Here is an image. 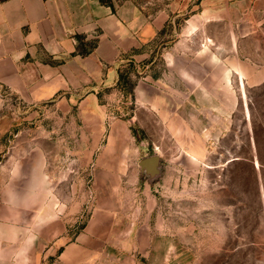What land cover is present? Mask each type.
Masks as SVG:
<instances>
[{
    "label": "rangeland",
    "instance_id": "obj_1",
    "mask_svg": "<svg viewBox=\"0 0 264 264\" xmlns=\"http://www.w3.org/2000/svg\"><path fill=\"white\" fill-rule=\"evenodd\" d=\"M131 1L153 13L170 0ZM184 19L172 18L142 59L120 64L98 116L0 87V239L21 226L11 223L20 214L11 189L39 170L68 239L101 199L147 229L112 264H264V82L243 80V95L235 74L264 66V32L260 48L235 52L218 27L182 38Z\"/></svg>",
    "mask_w": 264,
    "mask_h": 264
},
{
    "label": "crops",
    "instance_id": "obj_2",
    "mask_svg": "<svg viewBox=\"0 0 264 264\" xmlns=\"http://www.w3.org/2000/svg\"><path fill=\"white\" fill-rule=\"evenodd\" d=\"M111 2L113 10L99 0L1 1L0 87L24 102L54 101L56 108L73 109L88 119L102 111L106 90L119 80L120 64L142 59L172 18L185 16L182 38L218 27L220 38L226 33L227 46L235 52L261 47L264 0H170L153 13L131 0ZM227 70L222 73L229 83ZM238 70L243 95V80L253 86L264 82V66L247 74ZM21 174L11 189L20 212L11 223L21 226L8 236L11 240L0 239V264H112L113 258L139 248L140 242L133 245L132 240L148 235L117 203L101 199L81 231L68 239L66 220L47 202L45 176L39 170ZM106 174L113 178L116 171ZM98 186L114 191L106 183ZM36 193H43L41 200Z\"/></svg>",
    "mask_w": 264,
    "mask_h": 264
},
{
    "label": "trees",
    "instance_id": "obj_3",
    "mask_svg": "<svg viewBox=\"0 0 264 264\" xmlns=\"http://www.w3.org/2000/svg\"><path fill=\"white\" fill-rule=\"evenodd\" d=\"M99 2L102 4H106V5L110 6L113 10V5H112L111 0H99ZM119 78H121V75L119 76Z\"/></svg>",
    "mask_w": 264,
    "mask_h": 264
},
{
    "label": "bare ground",
    "instance_id": "obj_4",
    "mask_svg": "<svg viewBox=\"0 0 264 264\" xmlns=\"http://www.w3.org/2000/svg\"><path fill=\"white\" fill-rule=\"evenodd\" d=\"M235 70L237 71V72H239L240 73V71L237 69V68H235ZM228 71V70H227Z\"/></svg>",
    "mask_w": 264,
    "mask_h": 264
}]
</instances>
